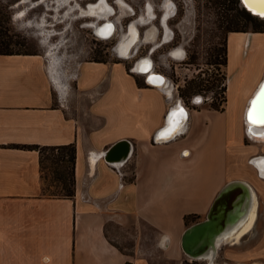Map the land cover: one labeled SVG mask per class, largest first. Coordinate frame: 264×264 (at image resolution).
<instances>
[{
	"label": "crops",
	"instance_id": "crops-1",
	"mask_svg": "<svg viewBox=\"0 0 264 264\" xmlns=\"http://www.w3.org/2000/svg\"><path fill=\"white\" fill-rule=\"evenodd\" d=\"M256 34L264 32H231L229 54ZM259 73L234 112L241 123L235 131L226 108H189L125 61L84 60L72 87L58 93L46 55L0 54V264H153L139 245L126 250L109 236L110 222L131 218L157 230L163 256L177 261L187 256L185 229L205 219L233 181L253 187L257 223L264 216V180L254 178L252 167L264 177L257 162L264 157L257 142L264 140L253 136L256 142L246 143L245 126L264 56ZM181 104L188 117L178 133L159 138L175 125ZM121 140L130 142V154L112 164L104 154ZM68 144L76 146L75 194L49 195L34 146ZM191 214L197 219L187 224Z\"/></svg>",
	"mask_w": 264,
	"mask_h": 264
},
{
	"label": "rangeland",
	"instance_id": "rangeland-1",
	"mask_svg": "<svg viewBox=\"0 0 264 264\" xmlns=\"http://www.w3.org/2000/svg\"><path fill=\"white\" fill-rule=\"evenodd\" d=\"M241 3L238 0L237 6L233 0H0V29L7 28L15 41H21L22 45H12L15 50L46 55L58 93L72 87L77 67L84 60L125 61L133 69L140 58L149 56L152 69L168 77L167 84L176 97L189 108H209L212 103L225 107L236 131L241 123L234 112L239 109L240 99L246 98L244 88L259 79L264 56V34H256L240 45L239 51L229 54L228 50L227 67L217 63L223 58L231 20L237 18L249 32H264V18L252 16ZM108 21L114 23L115 32L111 37H101L97 26ZM134 33L129 55H122L121 44ZM227 75L228 80L223 78ZM228 82L226 104L223 88ZM245 130L246 143L256 142L246 126ZM257 143L264 146V142ZM252 168L254 178L264 180ZM42 174L45 184H51L54 168L50 158L45 159ZM263 225L261 215L238 243H221V256H216L214 264L264 263ZM108 230L112 241L126 250L139 245V253L153 264H208L206 259L185 256L176 261L163 256L157 246L158 231L143 221L131 218L124 225L113 221Z\"/></svg>",
	"mask_w": 264,
	"mask_h": 264
},
{
	"label": "bare ground",
	"instance_id": "bare-ground-1",
	"mask_svg": "<svg viewBox=\"0 0 264 264\" xmlns=\"http://www.w3.org/2000/svg\"><path fill=\"white\" fill-rule=\"evenodd\" d=\"M243 1L248 6V8L252 14L264 18V15L258 14V13L264 12V0H243ZM113 24H114L113 22L108 21L102 25H98L97 26L98 34L101 35V37H106V38L111 37L115 32V25H113ZM135 37H136V34L134 33L132 38L127 40L125 43L121 44L120 51H121L122 55H126V56L129 55L130 49L132 47V44H133ZM152 64H153V60L149 56H146V57L140 58V60H138L136 62L134 68L136 71H139V72L148 71L146 76H148L149 74L152 73L153 75H151V79L155 83H157L158 85H162L164 83V85H165L164 87L165 88L168 87L167 89L170 91L171 90L170 86H168V84H167V81H168V79H166L167 77L158 75L157 73H159V72H157L155 70H150L152 67ZM160 74H162V73H160ZM228 85H229V82H228ZM263 85H264V74H263V78L260 81L259 85L257 86V88H255L256 90L253 92V94L250 97L247 112H246V121H247V113H248V110L250 108V102L255 98V96L257 95V93L259 92L261 87H263ZM181 109L183 111L185 110V108H184V106H182V104H181V108L178 111H180ZM183 117L182 116L175 117L176 120H173L174 121L173 123L175 124L173 126L174 131H170L171 128H168V126H167L165 129V132L162 133V135L159 136V138H161L163 140L172 138V136L175 134V132L178 131L179 128L182 126L184 118H185V117L184 118ZM248 125H249L248 126L249 129L247 128V131L249 130V133L252 136H254L257 140H260V141L264 140V138H261V136H260V133L264 132V128L254 127V126L250 125L249 123H248ZM250 129H251V131H250ZM166 133H167V135H166ZM253 161L254 160L252 159V162ZM257 162L261 163L264 166V157L262 159L258 160ZM243 186H245V188L248 192V197H247V200L242 204L241 208L238 210V213H239L238 216L239 217L237 218V220L234 221L232 224H230L228 227H226L220 234H218V236L216 237L217 239H216L215 243L212 245H209V247H207V249H205L203 252L195 255V254L186 253L183 250L187 256H189L193 259H206V260H208V264H214L215 263L214 260H215V257L217 255V251H218V245H220L221 243H223L226 240H230L231 244L232 243H238L240 241L241 237L245 233L250 232V230L253 228V224H255L254 222H255L256 218L258 217L257 216L258 199L256 197V194H255L253 187H251L246 182H243L240 187L242 188ZM240 190L241 189L239 188L236 190V192L238 193V192H240ZM184 232H183V234H184ZM183 234H182V236H183ZM181 246H182V237H181Z\"/></svg>",
	"mask_w": 264,
	"mask_h": 264
},
{
	"label": "water",
	"instance_id": "water-1",
	"mask_svg": "<svg viewBox=\"0 0 264 264\" xmlns=\"http://www.w3.org/2000/svg\"><path fill=\"white\" fill-rule=\"evenodd\" d=\"M241 1L249 10L244 1ZM150 70H153L152 67ZM147 72L148 71L141 73L146 75ZM157 74L165 77V75H162L160 73ZM151 75L153 74L151 73L146 76L147 83L158 87L165 86L164 83L162 85H158L157 83H155L151 79ZM183 106L185 108V110L183 111L184 114L181 115V112H179L176 116L181 115L182 117L184 116L185 118H187L188 109L185 105ZM164 132L165 130L162 133ZM161 135L162 134H160V136ZM130 151V142L128 140H121L111 146L105 152L104 156L108 162L118 163L125 161L128 158ZM242 183L243 181H233L228 183L216 198L209 213L207 214V217L190 225L185 229V232L182 236V248L186 253L197 255L203 252L205 249H207V247H209V245L215 243L218 234H220L226 227L237 220V218L239 217L238 210L241 208L242 204L247 200L248 197V192L245 186H243L242 188L240 187ZM239 188L241 190L237 193L236 190Z\"/></svg>",
	"mask_w": 264,
	"mask_h": 264
},
{
	"label": "trees",
	"instance_id": "trees-1",
	"mask_svg": "<svg viewBox=\"0 0 264 264\" xmlns=\"http://www.w3.org/2000/svg\"><path fill=\"white\" fill-rule=\"evenodd\" d=\"M241 1V0H240ZM235 4L238 6V0H233ZM242 4V3H241ZM243 6V5H242ZM245 8V7H244ZM245 10L248 11L246 8ZM244 11V10H243ZM242 11V13H243ZM245 15V13H244ZM247 18L248 16L245 15ZM256 17V16H254ZM1 26V24H0ZM2 27V26H1ZM227 29L231 32H245L243 26L237 18L231 20L230 24L228 25ZM256 32H263L261 30H256ZM21 44L20 40L15 41L13 36L8 33V29L1 28L0 29V54H14V53H32V52H23L20 49L15 50L12 45ZM223 58L220 62H217L225 67L228 64V48L227 44L224 49H222ZM223 78L228 80V75L224 76ZM228 83L224 85L223 92H225L224 102H227V90H228ZM211 107L217 110H224L225 107H221L218 104H211ZM31 147V146H30ZM37 148L40 152V164L41 169H44V162L46 158H50L52 161V166L54 168V176L51 179V184H45V192L49 195L55 196H67L72 197L75 194V162H76V146L74 144L68 145H60V146H44ZM44 181L46 183V177L43 176ZM52 188V189H51ZM197 216L194 214L187 215L185 217L186 223L190 224L196 221ZM126 264H133L132 262H127Z\"/></svg>",
	"mask_w": 264,
	"mask_h": 264
},
{
	"label": "snow or ice",
	"instance_id": "snow-or-ice-1",
	"mask_svg": "<svg viewBox=\"0 0 264 264\" xmlns=\"http://www.w3.org/2000/svg\"><path fill=\"white\" fill-rule=\"evenodd\" d=\"M258 14L264 15V12ZM180 112L181 115L184 114L182 109ZM247 121L254 127L264 128V87H261L257 96L250 102V108L247 113ZM170 131H174V127L173 129H170ZM260 136L261 138H264V132H261Z\"/></svg>",
	"mask_w": 264,
	"mask_h": 264
},
{
	"label": "built area",
	"instance_id": "built-area-1",
	"mask_svg": "<svg viewBox=\"0 0 264 264\" xmlns=\"http://www.w3.org/2000/svg\"><path fill=\"white\" fill-rule=\"evenodd\" d=\"M132 72H137L136 70H135V68H133V69H130ZM163 75H165L164 73H162ZM166 76V75H165ZM167 77V76H166ZM168 78V77H167ZM149 84V83H148ZM151 85V84H150ZM249 134V133H248ZM251 135V134H250ZM111 163V162H110ZM112 164H116V163H112ZM120 174H121V176H124V172H122V171H120Z\"/></svg>",
	"mask_w": 264,
	"mask_h": 264
},
{
	"label": "flooded vegetation",
	"instance_id": "flooded-vegetation-1",
	"mask_svg": "<svg viewBox=\"0 0 264 264\" xmlns=\"http://www.w3.org/2000/svg\"><path fill=\"white\" fill-rule=\"evenodd\" d=\"M196 99V98H195Z\"/></svg>",
	"mask_w": 264,
	"mask_h": 264
}]
</instances>
